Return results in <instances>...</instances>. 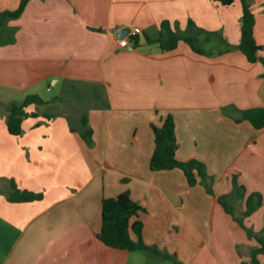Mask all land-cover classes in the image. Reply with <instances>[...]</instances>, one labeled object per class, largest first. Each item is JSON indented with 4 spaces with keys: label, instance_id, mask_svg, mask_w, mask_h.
<instances>
[{
    "label": "crops",
    "instance_id": "obj_1",
    "mask_svg": "<svg viewBox=\"0 0 264 264\" xmlns=\"http://www.w3.org/2000/svg\"><path fill=\"white\" fill-rule=\"evenodd\" d=\"M21 1L0 0V81L24 99L38 95L47 103L30 106L34 115L14 136L7 108L20 101L3 114L0 101V264L156 258L100 240L102 201L123 192L146 209L138 219L147 245L176 254L181 264L250 263L257 241L218 202L222 195L231 206L240 200L245 212L247 197L262 194L254 214L235 216L264 236V128L237 121L247 110L264 109V66L237 48L240 0L230 7L215 0H31L19 18L3 15ZM249 3L264 58V0ZM164 21L184 33L192 21L233 48L221 49L220 42L221 52L213 48L206 57L182 41L162 51L147 37L158 39ZM133 28L141 29L138 45L120 48L119 32ZM168 115L177 158L203 162L214 195L201 183L190 187L180 169L151 171L152 125ZM83 118L93 130L91 143ZM233 172L245 189L235 188ZM11 181L44 198L11 203ZM258 259L264 264V255Z\"/></svg>",
    "mask_w": 264,
    "mask_h": 264
},
{
    "label": "trees",
    "instance_id": "obj_2",
    "mask_svg": "<svg viewBox=\"0 0 264 264\" xmlns=\"http://www.w3.org/2000/svg\"><path fill=\"white\" fill-rule=\"evenodd\" d=\"M31 0H22L19 8L14 12H6L3 15H8L12 18H19L27 4ZM220 6L230 7L235 3V0H215ZM242 6V26H241V41L238 49L246 56L250 63L261 62L264 66V58L258 54L262 47L257 43L255 38V14L252 11L249 0H240ZM207 33L198 28L194 22H189V28L186 33L177 29H173L168 21L161 24V34L156 40L147 37L149 44H157L162 51H174L179 44L184 41L198 55L206 56L209 54L206 50L199 46V35ZM217 36L222 44L229 45L219 33H209V37ZM207 35V42L210 41ZM135 45H138L136 38ZM229 50V47L227 48ZM47 102L38 95H29L22 102H13L7 108L8 118L7 127L10 134L20 136L23 132V121L25 118L34 115L28 113L27 109L32 105H44ZM0 102V109H1ZM249 121L256 129L264 128V109L247 110L243 117L237 121ZM83 123L87 127L84 138L88 143L92 142L93 130L88 127V120L83 118ZM153 134L155 137V150L150 160L151 171H172L180 169L184 172L187 182L190 187H195L198 184H203L206 191L210 195H214L212 180L207 173L206 165L198 160L180 161L177 158V136L176 125L172 115H168L161 126L152 125ZM233 183L235 188L245 189L238 184V174L233 172ZM11 192L8 200L11 203H27L40 201L44 198L42 193H35L27 190H21L17 187L14 181H11ZM218 202L223 206L225 211L233 216V218L245 229L247 235L251 239H255L258 247L251 251L250 263L243 264H260L259 255H264V236L255 233L252 229L247 228L241 219L235 216L233 206L227 202V197L222 195L218 197ZM245 217L254 214L263 206V196L260 193H251L246 199ZM146 212L138 202L134 201L129 192H123L114 198H104L102 201V227L100 232V240L108 247L113 249L125 250L130 252L146 251L160 259L177 261L176 254H168L159 251L156 247L149 246L145 243L143 231L144 223L138 219L140 213ZM134 236V238H133Z\"/></svg>",
    "mask_w": 264,
    "mask_h": 264
},
{
    "label": "rangeland",
    "instance_id": "obj_3",
    "mask_svg": "<svg viewBox=\"0 0 264 264\" xmlns=\"http://www.w3.org/2000/svg\"><path fill=\"white\" fill-rule=\"evenodd\" d=\"M207 35H209V32H208V34L207 33L200 34L201 37H205V38L207 37ZM213 37H214V35L212 36V38ZM216 39L220 40V38H218L217 36H216ZM216 39L214 37V39L212 41H210V43L209 42H205L203 39H201L199 41L198 44H199L200 47H203V48H206V49H210V50H207V52H209V54L206 55V57H211V53H212L211 49H213V48L216 51L215 53H218V54L221 52L220 48L222 49L224 47L225 50L228 48V46L226 44H223V46H220V48L218 47V43L220 44L221 40L217 41L216 42L217 46H215L214 43H215ZM229 48L232 49L233 47H231V45H230ZM24 97L25 96H24V94L22 92L13 91V90H11L10 88L7 87L5 82L0 81V101L3 103V106H4V109H2L3 111H1L2 114L4 112H6V107L12 102L13 99H14V101L16 100V101L22 102ZM234 207H236V208H234L235 209L234 210L235 214H238L241 218H243L244 204L240 200H237L235 202V206ZM156 258L160 259L157 256H156ZM156 258L155 257H149V256H146V255L143 254V255H141V261H142L141 264H179L177 261L164 260V259L157 260Z\"/></svg>",
    "mask_w": 264,
    "mask_h": 264
},
{
    "label": "built area",
    "instance_id": "obj_4",
    "mask_svg": "<svg viewBox=\"0 0 264 264\" xmlns=\"http://www.w3.org/2000/svg\"><path fill=\"white\" fill-rule=\"evenodd\" d=\"M141 34L140 28H133L125 38L119 39V47L126 48L138 35Z\"/></svg>",
    "mask_w": 264,
    "mask_h": 264
},
{
    "label": "water",
    "instance_id": "obj_5",
    "mask_svg": "<svg viewBox=\"0 0 264 264\" xmlns=\"http://www.w3.org/2000/svg\"><path fill=\"white\" fill-rule=\"evenodd\" d=\"M129 31H130L129 29H123V30H121L119 32V38L120 39L125 38L128 35Z\"/></svg>",
    "mask_w": 264,
    "mask_h": 264
}]
</instances>
